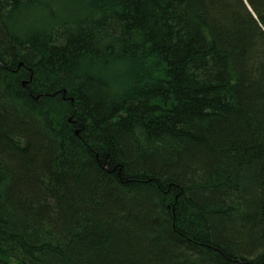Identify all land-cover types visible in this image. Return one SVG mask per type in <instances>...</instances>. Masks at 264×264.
<instances>
[{"label":"trees","instance_id":"16d2710c","mask_svg":"<svg viewBox=\"0 0 264 264\" xmlns=\"http://www.w3.org/2000/svg\"><path fill=\"white\" fill-rule=\"evenodd\" d=\"M67 1L0 0V264H264V0Z\"/></svg>","mask_w":264,"mask_h":264},{"label":"rangeland","instance_id":"374dc122","mask_svg":"<svg viewBox=\"0 0 264 264\" xmlns=\"http://www.w3.org/2000/svg\"><path fill=\"white\" fill-rule=\"evenodd\" d=\"M54 1H58V2H59V0H54ZM58 2H57V3H58ZM68 2H70V0H68L66 3H68ZM67 9H68V7H67ZM61 14H62V15H65L64 10L61 11ZM37 20H40V19L38 18ZM38 22H40V21H38ZM30 26H32V27H36L35 25H31V24H30ZM41 26H43V24H42ZM37 28H38V27H37Z\"/></svg>","mask_w":264,"mask_h":264}]
</instances>
